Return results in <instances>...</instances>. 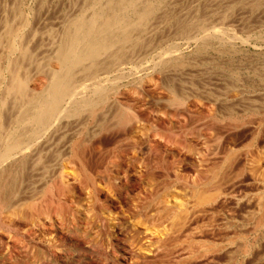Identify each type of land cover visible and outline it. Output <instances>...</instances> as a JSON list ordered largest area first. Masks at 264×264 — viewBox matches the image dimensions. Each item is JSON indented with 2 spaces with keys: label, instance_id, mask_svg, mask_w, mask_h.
Returning a JSON list of instances; mask_svg holds the SVG:
<instances>
[{
  "label": "rangeland",
  "instance_id": "374dc122",
  "mask_svg": "<svg viewBox=\"0 0 264 264\" xmlns=\"http://www.w3.org/2000/svg\"><path fill=\"white\" fill-rule=\"evenodd\" d=\"M103 1L0 0L1 151L10 133H23L16 121L25 102L8 92V72L21 53L9 51L7 29L19 30L29 56L22 72L30 94H40L50 70L60 69L50 59L74 34V21L90 18L91 4L105 7ZM153 3L158 12L129 31L130 45L99 59L95 79L75 73L79 86L103 85L136 116V131L117 130L110 118L76 126L72 120L50 149L0 163V204L8 206L0 211V264H264V231L251 234L237 205L264 183V0ZM172 91L183 99L170 104L186 114L178 129L168 117ZM159 149L169 153L161 164ZM225 158L231 162L216 179L215 208L191 213L186 229L161 245H146V228L161 223L157 198L201 186Z\"/></svg>",
  "mask_w": 264,
  "mask_h": 264
},
{
  "label": "bare ground",
  "instance_id": "6f19581e",
  "mask_svg": "<svg viewBox=\"0 0 264 264\" xmlns=\"http://www.w3.org/2000/svg\"><path fill=\"white\" fill-rule=\"evenodd\" d=\"M104 1L106 2L105 7H100L98 4H91V8H94V13L90 18L85 19L79 17L74 21L72 24L74 34L66 38V40L60 44L55 55L50 59V62H57L60 65V69L50 70L48 76L49 86L47 87V90L45 89V91L40 94H30L26 79L28 78V75L22 72L24 70L23 62L29 56L28 50L26 49L27 47L22 48L17 42L19 30L17 28V30H13L14 28L11 29V27L10 30L7 29L8 32L6 31L7 34L5 33V37L7 36L8 41H10V46L8 48L9 51L18 50L21 53L19 58L20 62L15 63V65H13L14 68L10 69V72H8L12 77L11 83L8 86V92L16 99L24 100L25 102L22 107L23 113L16 121L17 128L23 130V133L18 135H16L17 133L15 135L13 133L9 134V142L5 145L3 144V150H0V163H8L15 158L17 161L21 160V162H24V158H28V156H38L39 153L45 149H50L52 147L53 136L59 132L61 133L68 125V122L72 120H74L72 125L76 126L85 124L87 121H89V123H91L90 121L98 123L101 119L110 118L115 129H120V131L122 130L123 132L125 131L130 134H133L137 127H139L137 117L122 110L117 105L114 96L105 92L103 85H96L94 89L92 87L93 90L79 86L75 81V73L78 69H81L83 73L88 75L87 78L95 79L96 72H98L100 68V65L98 64L99 59H101L106 53L110 51L112 52L115 47L126 46L127 44L130 45L133 42V39L129 36V31L131 29H138L139 27H142L143 24L149 22L148 20L158 12L160 6L157 3H153L154 0ZM105 10H107L106 13ZM132 15L136 16V21L134 22L129 18V16ZM206 37L202 40L206 41ZM199 44H201V42ZM121 49H123V47ZM2 75L3 72H0V78ZM0 87H2L1 83ZM89 90L91 94L88 92ZM174 95L175 98L168 101L170 106L173 105L172 103H180L183 99V96H179L177 93H174ZM221 99L222 98L216 97V99L213 100L216 106H219ZM237 100L238 98L235 97H225V101L228 102H234ZM166 106L168 108V105ZM184 116H186V114H182L173 106L169 107L168 117L172 121V129H178L182 125L181 121H183ZM3 117L4 116H0V128H2L4 124ZM28 127H31V130L26 132ZM75 147L78 149L77 151L83 148L82 144H76ZM167 154H169L168 151L159 149L156 153L158 163L161 164L162 161L166 159ZM76 155L78 154H75V157L78 158ZM230 160L231 159L229 158L223 162L224 166L222 168H216V171L212 170L214 171L212 172V176H209V179H207L201 186H183L180 189H170L167 193L168 197L166 196L168 199L163 200V195H160V197L157 198V200H161V204H159L161 205V211L159 210L158 215L161 219V223L159 222V226L152 229L146 228V245L150 246V248L152 246L161 245L162 241L169 237L175 229L186 224L191 213H207L214 207L217 201V196L219 195V186L217 184L219 181L217 182L216 179L225 168L229 167ZM212 168H214V166ZM147 169L148 168L146 167L144 170L145 173L148 172ZM2 181H4V179ZM2 188L3 187L0 185V194L2 193ZM19 191H21L20 188ZM6 202L0 204V211L3 209L5 210L8 207ZM19 203L20 205L22 204L21 202ZM23 205H25V203ZM237 205L242 207L246 213V216L241 223L244 222L246 225L244 227H247L251 234L258 237L261 232L264 231V183H260L255 193L245 196L244 199L237 202ZM201 214L202 213H200V215ZM194 219L195 218H193V221Z\"/></svg>",
  "mask_w": 264,
  "mask_h": 264
}]
</instances>
